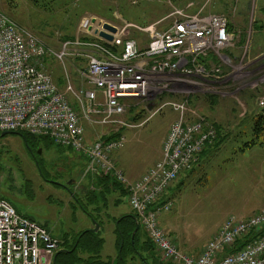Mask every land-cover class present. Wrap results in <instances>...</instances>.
Segmentation results:
<instances>
[{"label":"rangeland","instance_id":"1","mask_svg":"<svg viewBox=\"0 0 264 264\" xmlns=\"http://www.w3.org/2000/svg\"><path fill=\"white\" fill-rule=\"evenodd\" d=\"M190 4H194L190 12L221 13L231 19L236 32L234 42L221 56L213 53L216 62L206 66L209 72L220 70L218 75L207 79L181 76L180 83L168 86L161 93L157 90L150 100L131 103L133 112L128 108L124 119L129 122L132 117H138V127L124 131L127 143L121 150L124 161L121 165L127 173L131 167L141 172L158 158L164 140L178 119L173 103L187 101L189 112L194 111L221 126L227 141L205 158L189 179L181 180L170 190L173 207L160 217L168 234L172 236L178 231L180 251L195 256L228 217L248 218L264 212V133L256 146L242 151L246 143L256 140L253 125L256 115L264 110L260 105L264 98V0H0V9L33 32L49 49L58 51L66 37L79 35L80 23L87 16L118 27L129 24L147 28L159 24L157 27L161 29L170 25L173 13ZM128 36L147 40L136 29H129ZM48 59V73L54 81L63 79L57 80L60 87L64 86L61 91L66 90V72L71 80L80 81L77 88L88 85L77 72L87 66L86 61ZM186 82L190 85H185ZM206 96L217 97V103L211 104ZM83 125L89 143L113 133L112 128L86 120ZM34 153L40 157L46 178L35 166ZM74 155L70 149L49 141L25 139L21 132L0 136V197L16 210L30 215L64 244L59 251L71 253L73 247L74 258L115 261L120 254L116 219L127 211L128 197L117 208L113 204L120 196L112 193L108 207L102 210L99 232L81 243L75 242L80 233L96 226L77 204L87 194L84 183L67 188L76 177L78 180L87 177V174L85 178L79 176L84 160L73 159L78 164L73 167L65 160L66 156L74 158ZM140 232L150 240L144 229ZM58 252L50 257L52 264ZM128 264L142 262L133 259Z\"/></svg>","mask_w":264,"mask_h":264},{"label":"built area","instance_id":"2","mask_svg":"<svg viewBox=\"0 0 264 264\" xmlns=\"http://www.w3.org/2000/svg\"><path fill=\"white\" fill-rule=\"evenodd\" d=\"M193 7L190 4L173 13L166 30H160L159 24L147 28L129 24L118 27L87 16L80 23V36L63 42L58 51L49 49L0 9V136L25 132L47 137L58 147L84 155L87 175L111 176L125 185L131 209L166 261L264 264V212L248 218L228 217L198 257L181 253L160 226L161 215L169 212L173 203L158 201L182 173L196 167L202 152L217 137L211 122L188 111L187 101L172 104L179 115L164 141L162 158L135 182L114 160V155L126 146L125 135L115 141L93 143L85 137L83 120L112 128L115 133L135 129L137 125L124 119L131 103L150 100L157 90L161 93L180 83L181 76L207 79L220 73L218 69L209 72L201 60L213 53L221 56L232 46L235 37L229 32V19L222 14L190 12ZM106 24L115 27L117 33L107 31ZM129 29L147 36L145 48L128 36ZM94 32L106 33L113 40L106 42ZM46 57L60 62L68 58L86 61L87 66L77 72L89 88L77 90L66 72L67 88L63 93L43 66ZM168 73L174 78L161 82L159 79L166 80ZM70 98L79 110L73 108ZM260 105L264 107V98ZM60 249L61 242L46 228L20 215L0 197V264H52L50 257Z\"/></svg>","mask_w":264,"mask_h":264},{"label":"trees","instance_id":"3","mask_svg":"<svg viewBox=\"0 0 264 264\" xmlns=\"http://www.w3.org/2000/svg\"><path fill=\"white\" fill-rule=\"evenodd\" d=\"M6 15L9 18H11L8 14H6ZM72 39H74V38L66 37L65 41L72 40ZM83 39L89 40V38H83ZM90 40H94V38H90ZM216 60H217V58L213 54H210L208 59H206V60L202 59L201 63L205 66H208L209 61L210 62H213V61L216 62ZM46 63H47V57L43 60V66L45 67V70H47L46 69V67H47ZM205 98L211 104H216L217 99H218L217 97H213V96H206ZM130 108L131 109H129V112L132 113L133 112L132 106H130ZM256 116L257 117L255 119V123H254L253 129H252L254 138L256 140L252 141L251 143H246L245 148L242 149V151H244L246 148L250 149V148H253L254 146H256L257 139L260 138L264 133V110L262 113H260L259 115L257 114ZM138 119H139L138 117L134 116L128 121L131 122V124L137 125L136 122L138 121ZM206 119L209 122H211L213 124V126L215 127V129L217 130V137L202 152V154L199 157V162L202 159H205L208 156H210L212 153H215L216 150H218L227 141L226 139H228L227 136L222 135L223 131H222V128L220 125L212 122L208 118H206ZM124 131H125V129L120 130L118 133L113 132L109 135L101 137L99 140H102L105 142L115 141V140H117V138L119 136L124 135ZM21 133L23 134V136H25V139H28V137H32V138L37 139V140L49 141V142L53 143V141L47 137H35V136H32V135L25 133V132H21ZM34 157H35V160L37 161L40 169H42L41 164H40V157L35 155V153H34ZM119 162H120V160H119ZM115 163H116V165L119 164L118 161H115ZM120 164H122V163L120 162ZM198 165H200V164H197L196 167H198ZM117 167L119 168L118 165H117ZM195 168L192 170V172L195 170ZM189 172H191V171H189ZM96 181H97V185L95 186V188L93 190H89V192L86 194L84 200H78L77 199L79 201V202H77V204H78V206H80L81 210L84 211L87 214V216L94 223H98L99 225H102V223L100 222L101 213H102L103 208L108 207L109 196L113 192H119L120 197L114 203L115 206H118V205H120V202L122 201V199L124 197L125 198L129 197V191L125 185L119 183L118 181H116L111 176L97 177ZM168 190H167V192H168ZM166 193L158 201L159 204H164L166 202H172L173 203V201L167 200ZM5 201H7V200H5ZM89 208H93L92 211H90ZM16 211L20 215L34 221L33 218H31L27 215L25 216L24 214H22L18 210H16ZM159 221H160V219H159ZM116 222H118V229H119V234H120V238H119L120 254H119L117 260H115V261L111 260V261L105 263V262L100 261L98 259H91V260H86V261L81 260V259H77V258H74L75 251H73V247H72L70 249L72 251L71 253L59 251L54 258L53 264H128L129 261L133 260V259L140 260L142 262V264H175L171 261L163 260V256H160L159 250L157 249L156 245L151 241L150 237H149L150 240H148L147 238L141 236L140 231H141V229H144V228L142 227L140 220L134 211L130 214L123 215L120 219H116ZM138 226H139V228H138L136 234L133 236V234L136 231ZM160 226L165 230V228L161 225V223H160ZM165 232L168 234V232L166 230H165ZM91 234L94 235L95 233H93L92 231L82 232L77 236V238L75 239L76 240L75 242L79 241V243H81V241L83 239L87 238ZM168 235L171 238H173V236H171L170 234H168ZM173 240H174V238H173ZM62 245H64V244L61 243V246ZM179 251H180V249H179ZM195 257H198V256H195Z\"/></svg>","mask_w":264,"mask_h":264},{"label":"crops","instance_id":"4","mask_svg":"<svg viewBox=\"0 0 264 264\" xmlns=\"http://www.w3.org/2000/svg\"><path fill=\"white\" fill-rule=\"evenodd\" d=\"M215 14H218V13H215ZM219 14H221V13H219ZM223 15V14H222ZM101 19V18H100ZM103 20V19H102ZM104 21H106V20H104ZM106 22H108V23H112V22H109V21H106ZM232 22L233 21H231V19L229 20V32H230V34H232V35H235L236 34V32H235V29H233V26H232ZM159 23V22H158ZM112 24H114V23H112ZM169 26H167V27H165V28H161L160 30H166L167 28H168ZM136 37H134V39H135ZM137 40V39H136ZM137 41H139V42H141V48H145L146 47V45H147V41H148V39L146 40H141V39H139V40H137ZM60 49H61V47H60ZM55 59V58H54ZM53 59V60H54ZM52 60V59H51ZM59 61V60H58ZM210 62V61H209ZM49 63H50V60L48 59L47 60V63H46V69L48 70V71H46L47 73L49 72ZM49 75H50V73H48ZM51 76V75H50ZM52 77V76H51ZM53 78V77H52ZM64 78L66 79V74H65V76H64ZM59 79H61L60 77L59 78H57V80H59ZM54 80V79H53ZM57 80L56 81H54L55 82V84L58 86V88L61 90L62 88H64V86H62V87H60L59 85H58V83H57ZM62 81H63V79H61ZM72 82H73V84H74V86H76V89L77 90H87L89 87L88 86H83L82 88H77L78 86H79V82L80 81H74L73 79L71 80ZM66 82H67V79H66ZM76 84V85H75ZM67 88V86L65 87V89ZM63 92V91H62ZM65 92H66V90H65ZM64 93V92H63ZM98 97H99V100L102 102L103 101V97H102V95L101 94H99L98 95ZM71 99V104L73 105V108L75 109V110H79V106L76 104V102L73 100V98H70ZM99 140V139H98ZM98 140H96V141H98ZM96 141H94V142H96ZM165 141V140H164ZM90 143H93V142H90ZM70 152H73L72 150H70ZM121 151L120 152H117L115 155H114V160L115 161H118V163L119 164H117L118 166H119V168L120 169H122L123 167H122V165L120 164V162L122 163V164H124L123 162V158H122V155H121ZM73 154H75L74 155V158H72V156H66V158H65V160L66 161H68L70 164H72V167L74 166V165H78V164H74L72 161H73V159H82V160H84V162H85V164H83V166H84V168H83V172H82V174H80L79 176L81 177H83V178H85V176H86V168H87V160H86V158H85V156L84 155H80V154H76L75 152H73ZM161 157H162V149H161V151H160V154H159V156H158V158L153 162V163H151V164H149L143 171H141V172H138V168L137 167H131L130 168V170H129V172L127 173V172H125L124 171V173L126 174V176H127V178L131 181V182H135V181H137L138 179H140L145 173H147L148 172V170H150V168H152L154 165H155V163L156 162H158L160 159H161ZM119 160H120V162H119ZM204 159H202L198 164H201V162L203 161ZM80 165V164H79ZM35 166H36V168L37 169H40V167H39V165H38V163H37V161L35 160ZM42 168V167H41ZM43 168H44V166H43ZM197 168V167H196ZM196 168H195V170H196ZM124 169V168H123ZM122 169V170H123ZM61 171H63L62 169H60ZM194 170V171H195ZM40 171L42 172V174H43V176H44V178H46L45 177V175H44V173H43V170L42 169H40ZM60 171V172H61ZM193 171V172H194ZM81 172V171H80ZM192 171L191 172H186V173H183V174H181V176L179 177V179L171 186V188L168 190V192L166 193V198H167V200L169 201V200H171V201H173L172 200V197H171V195H170V190H172V188L173 187H175L176 185H177V183H179L181 180H185V179H189V177H190V175H191V173H193ZM79 181H81V182H79ZM78 183H79V186H81L82 184L81 183H84V186L83 187H86V189H87V193L89 192V190H93L94 188H95V186L97 185V181H96V177L95 176H93V175H87V177H86V179H84V180H78L77 179V177L74 179V180H72V182H70L68 185H67V188H70V187H72V186H74V187H76V186H78ZM113 193H115L116 195L118 194L119 196H120V194H119V192H113ZM3 199V198H2ZM5 200V199H4ZM123 201L124 200H122L121 202H120V205H118V206H115L114 204V206L115 207H117V208H120V206L122 205V203H123ZM8 202V201H7ZM9 203V202H8ZM128 205H129V207H128V209H127V211L124 213V214H122L121 215V217L123 216V215H126V214H130V213H132L133 211H132V209H131V207H130V204H129V198H128ZM22 214H24L25 216L27 215V216H29L30 217V215H28V214H26V213H24V212H22V211H20ZM120 217V218H121ZM32 218V217H31ZM120 218H118V219H120ZM94 223V222H93ZM160 223H161V225H162V222H161V220H160ZM94 225H95V223H94ZM163 226V225H162ZM172 226H174V225H172ZM100 227H101V225H100ZM96 228V227H95ZM94 230V229H93ZM100 230V229H99ZM99 230H98V232H99ZM92 231V230H91ZM174 231V230H173ZM175 232V235H172L173 236V238H174V240H175V242L177 243V245H178V247H179V249H180V247H181V245H180V241H179V239H178V231H174ZM206 245V244H205ZM204 245V246H205ZM204 248V247H203ZM203 248L199 251V253L197 254V255H195V256H199L201 253H202V250H203ZM192 256H194V255H192Z\"/></svg>","mask_w":264,"mask_h":264},{"label":"water","instance_id":"5","mask_svg":"<svg viewBox=\"0 0 264 264\" xmlns=\"http://www.w3.org/2000/svg\"><path fill=\"white\" fill-rule=\"evenodd\" d=\"M105 29L107 31H110L111 33L113 34H116L117 33V29L113 26H111L110 24H106L105 25ZM95 36L99 37L100 39L106 41V42H112L113 38L111 36H109L108 34L106 33H98V32H94L93 33ZM7 134H11L10 132H7V133H3L2 134V137L7 135ZM25 138V136H23ZM95 226L96 228L94 230H92L93 233L97 234L98 233V230L100 229V225L95 223ZM139 226L137 227L136 231L134 232L133 236L136 234L137 230H138ZM62 252H67V251H62Z\"/></svg>","mask_w":264,"mask_h":264},{"label":"bare ground","instance_id":"6","mask_svg":"<svg viewBox=\"0 0 264 264\" xmlns=\"http://www.w3.org/2000/svg\"><path fill=\"white\" fill-rule=\"evenodd\" d=\"M164 77V76H162ZM167 78H174L173 74L168 73L166 76V80H163V78L159 79L161 82L168 81ZM165 79V78H164ZM185 85H190V82H186ZM138 126V125H137Z\"/></svg>","mask_w":264,"mask_h":264}]
</instances>
